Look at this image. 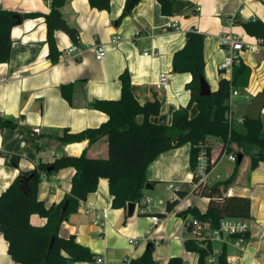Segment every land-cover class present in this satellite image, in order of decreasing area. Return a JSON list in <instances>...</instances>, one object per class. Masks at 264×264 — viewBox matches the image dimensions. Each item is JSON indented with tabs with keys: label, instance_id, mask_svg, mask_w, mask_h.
I'll list each match as a JSON object with an SVG mask.
<instances>
[{
	"label": "crops",
	"instance_id": "0c3cea01",
	"mask_svg": "<svg viewBox=\"0 0 264 264\" xmlns=\"http://www.w3.org/2000/svg\"><path fill=\"white\" fill-rule=\"evenodd\" d=\"M138 1L127 12L126 0H111L107 9L91 7L88 0H65L60 8L61 16L70 29L76 30L77 36L73 41L70 33L60 29L55 32L60 55L54 64L47 56L49 47L45 41L43 15L24 18L11 28L10 56L8 61L0 63V117L15 122L17 126L0 128V193L19 171H29L40 162L51 163L61 155L78 156L82 152L91 158L106 157L105 135L92 142L84 139L69 143H61L56 135L64 129L78 132L104 122L107 114L87 103L95 98L117 99L120 95L118 76L123 70L128 71L131 91L140 104L153 95L159 99V113L150 116L149 120L170 124L172 112L188 103L190 93L185 85L191 79L189 73L172 71V55L183 46L185 33L192 28L203 35L204 77L210 90L218 86L220 77L230 75L229 72L222 75L217 70L224 56V52L218 49L219 36L230 32L242 37L244 47L239 56L250 68L247 87L239 94L248 102L243 95L252 98L262 91L264 47L258 45L255 51L248 50V46L256 43V37L246 33L239 22L255 18L264 21V0H172V15H163L156 0ZM49 3L50 0H0V8L21 14H46L50 10ZM123 9L126 13L120 17ZM173 21L177 22L176 29L168 26ZM115 35L119 36V41L112 43L110 40ZM98 43L104 48L102 60L94 57V46ZM72 44L81 48L79 55L66 52ZM161 72L168 74V84L156 89L154 84ZM69 82L75 84L72 105L58 89L59 84ZM196 112L195 105H191L189 115L194 116ZM262 115L264 107L260 119ZM262 122L264 131V120ZM233 124L235 126L236 122ZM207 143L211 158L215 159L222 151V144H216L211 138ZM189 150V143H184L163 151L147 167L150 188H145L144 196L153 198L156 186L162 183L166 186L168 182L178 190H186L183 197H177L178 203L171 211L165 210V202L162 207H157L153 199V213L163 214L157 215V224H152L149 215L140 212L138 202H135L131 215H128L127 206L111 207L108 179L99 178L96 189L86 196L78 209L61 220L58 235L67 237L73 234L76 241L102 258L100 264H140L133 260L145 251L148 242L154 240L158 242L152 244V256L157 264H165L172 256H180L183 264H197V254L187 251L183 245L186 236L183 217L176 214L188 206H195L203 212L209 200L193 192ZM11 154L20 156L17 167L7 163ZM218 160L209 171L211 183L219 180L218 174L211 176ZM238 167L226 194L244 195L251 200L247 218L249 229L246 250L237 253L229 245L230 258L227 261L229 264H263L264 165L258 162L251 169L249 156L244 155ZM231 170L225 172L222 180ZM73 174L74 168L65 167L43 176L38 185V198L46 207L57 204L69 192ZM97 212L106 216L102 225L94 223ZM29 222L40 226L45 223V218L32 213ZM146 234L150 239L144 242ZM130 238L135 242L130 244ZM214 246L221 247L217 243ZM0 264H22L8 254L7 241L1 232ZM68 264L97 263L79 261Z\"/></svg>",
	"mask_w": 264,
	"mask_h": 264
},
{
	"label": "trees",
	"instance_id": "16d2710c",
	"mask_svg": "<svg viewBox=\"0 0 264 264\" xmlns=\"http://www.w3.org/2000/svg\"><path fill=\"white\" fill-rule=\"evenodd\" d=\"M111 0H88L91 7L107 9ZM129 0H126V6ZM163 15H172V0H156ZM65 0H50V10L46 14L39 12L18 13L15 10L0 8V63L6 62L10 56V30L24 18L43 15L46 25V44L48 59L54 64L59 60L60 51L56 45L55 32L63 21L60 8ZM123 9L121 16L125 15ZM18 17V18H17ZM246 33L264 42V21L255 18L240 21ZM76 30L71 29L70 37L76 41ZM203 35L192 28L185 33L183 46L172 55V71L189 73L191 79L185 88L189 90L188 103L172 112L170 124L154 123L149 120L160 110L159 99L155 95L140 104L131 91L130 75L123 70L118 79L120 81V95L117 99L95 98L87 105L103 111L107 119L99 126L85 128L78 132L62 130L56 139L61 143L73 141L88 142L105 135L107 142V156L91 158L82 152L78 156L61 155L51 163L40 162L29 171H19L10 184L0 193V232L7 241V252L14 261L22 264H68L70 262H94V254L87 246L76 241L73 234L67 237L58 235L60 222L68 214L75 212L86 196L96 189L99 178L108 179V190L111 196V207L125 208L129 202H138L144 196L145 185L148 181L146 170L148 165L163 151L189 143L188 164L192 172L190 182L196 184L198 178L194 172L199 144L207 150L210 158L207 169L210 170L224 152L236 154V160L230 174L223 180L211 184L194 186L193 192L207 197L206 209L200 212L195 206H188L177 211L181 217L191 215L199 222H207L209 227L215 228L224 217L249 218L250 199L244 195L226 194L236 175L238 165L244 155L250 159L253 169L262 162L264 165V131L262 119H246L242 115L241 129H237L228 119L231 105L228 101L232 89L242 90L247 87L250 76L248 65L240 61L231 70L230 78L220 77L216 88L208 95L199 94V78L204 75ZM74 82L59 84L60 95L72 103ZM264 91V84L262 87ZM195 105L197 112L189 115V108ZM141 118L138 120V118ZM17 124L9 119L0 117V128L12 127ZM219 137L222 148L215 159L211 158L207 140L209 137ZM236 143L240 150L233 148ZM241 156L238 162V156ZM20 156L11 154L7 163L17 167ZM65 167L74 168L69 192L57 204L48 207L38 198V185L43 176L56 172ZM179 197L186 194V190L176 189ZM178 198H167L165 210L171 211L178 203ZM66 201L63 215L60 209ZM35 213L45 218L40 226L29 222L30 214ZM162 216V213H153ZM147 215V214H144ZM186 230L192 225L184 223ZM185 230V232H186ZM187 233V232H186ZM183 245L187 251L197 254V264H229L226 256L228 245L221 246L216 262L210 263L207 257L212 252V243L202 244L195 238L186 237ZM133 261L140 264H157L152 251L145 250ZM165 264H183L180 256L169 257ZM264 264V263H263Z\"/></svg>",
	"mask_w": 264,
	"mask_h": 264
},
{
	"label": "built area",
	"instance_id": "2783aa9c",
	"mask_svg": "<svg viewBox=\"0 0 264 264\" xmlns=\"http://www.w3.org/2000/svg\"><path fill=\"white\" fill-rule=\"evenodd\" d=\"M169 27L176 29L177 28V22L173 21L170 24H168ZM242 37L235 33H223L219 36L218 40V49L222 52H224L223 60L217 65V70L220 74H224L225 72H229L231 76V70L232 67L236 64H238L241 59L239 56V52L243 49V42L241 40ZM112 43H117L119 41V36L115 35L112 36L111 40ZM258 45H261L264 47V42L261 38H256V43L254 45L248 46V50L255 51L256 47ZM94 57L97 60H102L104 56V48L102 44H96L94 46ZM80 49L77 44H72L69 48L66 49V52L70 55L77 56L80 54ZM168 84V74L165 72H161L158 74L157 79L155 81L154 87L156 89H160L165 87V85ZM240 90L232 89L230 92V96L228 98V101L231 105V97L235 95H239ZM245 100L248 102L250 101L251 97L248 94L243 95ZM228 120L230 122H242V116H237L233 114L232 109L228 112ZM199 153L197 156V162L196 166L194 168V172L198 178V182L196 184H193L194 186H197L198 184L205 185L210 184L209 180V171L207 169V164L209 161V157L207 155V150L204 148L202 144H199ZM226 153V157L228 161L234 162L236 160V154L232 152H224ZM166 189L169 191V198L170 199H176L177 193L176 188L174 187L173 183L168 182L166 185ZM152 201L153 199L151 197L143 196L139 201L138 204L140 206V212L143 214L149 215V219L152 224H157L159 222V217L155 214H152ZM106 221V216L103 212H97L95 214L94 223L98 225L104 224ZM184 223L191 224L192 228L191 230H186V236L184 239L188 236L190 238H195L198 242L205 244L206 242L212 243V252L207 257V261L210 263L216 262V256L220 253L221 247L216 248L214 246L215 243L220 244L221 246L223 244H227L228 246L231 245L237 253H241L244 250H246V244H247V232L249 229V224L246 218H233V217H224L220 220L219 225L215 228L209 227L207 222H199L196 218H194L191 215H186L183 218V226L185 228ZM149 234V232H148ZM146 234L143 236V240L148 241L150 238ZM183 239V240H184ZM129 243H134V239L130 238ZM151 242V241H150ZM158 241L154 240L152 244H156ZM230 258L229 253L227 252L226 259ZM95 262L97 264H100L102 262V258L100 256H97L95 258Z\"/></svg>",
	"mask_w": 264,
	"mask_h": 264
},
{
	"label": "water",
	"instance_id": "95a60500",
	"mask_svg": "<svg viewBox=\"0 0 264 264\" xmlns=\"http://www.w3.org/2000/svg\"><path fill=\"white\" fill-rule=\"evenodd\" d=\"M137 2H139V1L138 0H129L127 7H126V11L129 12L136 5ZM19 22H20V19L17 20V23H19ZM58 29L64 31L67 34H69L71 32L70 27L63 21L59 24ZM210 91L211 90H210L207 82L205 81L204 77L201 76L199 78V94L200 95H208L210 93ZM263 107H264V91H260V92L256 93L250 99L248 104L246 105V108L244 111V116L246 117V119H249V120H259L261 110ZM240 159H241V156L239 155L238 156V162H240ZM145 188H150L149 182L146 183ZM65 206H66V201L61 206L60 216L63 215V212L65 210ZM134 208H135V202H129L127 204L128 215L132 214ZM153 247L154 246L152 245V243L148 242L146 244L145 250L152 251Z\"/></svg>",
	"mask_w": 264,
	"mask_h": 264
},
{
	"label": "rangeland",
	"instance_id": "374dc122",
	"mask_svg": "<svg viewBox=\"0 0 264 264\" xmlns=\"http://www.w3.org/2000/svg\"><path fill=\"white\" fill-rule=\"evenodd\" d=\"M204 77V75H203ZM205 81L207 82L209 88H210V84L209 82L207 81V79L204 77ZM248 104V102H245L243 101L242 97H241V94L239 95H235V96H232L231 97V107H232V111H233V114L236 115H239L241 114V116L243 115L244 111H245V108H246V105ZM262 120H264V115H262ZM236 124H235V127L237 129H241V123L240 122H237L235 121ZM238 123V124H237ZM212 139L213 142H215L216 144H220L222 142V140L219 138V137H209ZM232 145H233V148L235 150H240V148L237 146L236 143L232 142ZM219 164L217 165V167L212 170V173L211 176L215 175V174H218V179L219 180H222V178L224 177L225 175V172L227 170H231L232 166L234 165V162L232 161H228L227 160V157H226V153H223L219 160H218ZM166 186L162 183L158 186H156L157 188V191L155 190L154 193H152V199H154L155 201V205L157 207H162L164 205V202L165 200L168 198L169 194L165 188Z\"/></svg>",
	"mask_w": 264,
	"mask_h": 264
}]
</instances>
